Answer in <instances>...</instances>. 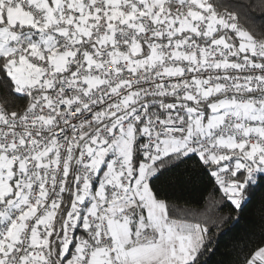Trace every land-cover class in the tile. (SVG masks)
Instances as JSON below:
<instances>
[{
    "label": "snow or ice",
    "instance_id": "6c2138e0",
    "mask_svg": "<svg viewBox=\"0 0 264 264\" xmlns=\"http://www.w3.org/2000/svg\"><path fill=\"white\" fill-rule=\"evenodd\" d=\"M254 9L0 0V264H264Z\"/></svg>",
    "mask_w": 264,
    "mask_h": 264
},
{
    "label": "trees",
    "instance_id": "16d2710c",
    "mask_svg": "<svg viewBox=\"0 0 264 264\" xmlns=\"http://www.w3.org/2000/svg\"><path fill=\"white\" fill-rule=\"evenodd\" d=\"M236 0H222L225 6L235 3ZM249 24L254 30L259 33L264 31V13H261L258 9H254L249 13ZM4 90V86L0 85V93ZM189 198L190 197H187ZM182 204V202H180ZM259 212V196L253 200L248 206L246 215L241 220L240 224L235 229L228 232L220 239V247L218 248L216 255L211 258L210 264H217L219 261H223L227 258L229 253V245L234 238L246 237L248 232L251 231L253 225L257 222V213Z\"/></svg>",
    "mask_w": 264,
    "mask_h": 264
}]
</instances>
